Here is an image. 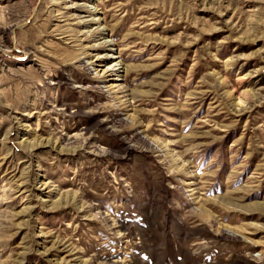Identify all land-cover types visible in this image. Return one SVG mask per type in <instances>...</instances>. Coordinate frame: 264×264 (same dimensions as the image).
<instances>
[{
  "label": "rangeland",
  "instance_id": "obj_1",
  "mask_svg": "<svg viewBox=\"0 0 264 264\" xmlns=\"http://www.w3.org/2000/svg\"><path fill=\"white\" fill-rule=\"evenodd\" d=\"M0 264H264V0H0Z\"/></svg>",
  "mask_w": 264,
  "mask_h": 264
},
{
  "label": "bare ground",
  "instance_id": "obj_2",
  "mask_svg": "<svg viewBox=\"0 0 264 264\" xmlns=\"http://www.w3.org/2000/svg\"><path fill=\"white\" fill-rule=\"evenodd\" d=\"M96 34L103 35L101 32H100V33H96ZM96 34H95L93 37H95ZM107 44H109V43L105 42V43H104V46L107 45ZM102 47H103V46H102ZM43 146H44V144L40 143V144L36 145L35 147H36V148H37V147L42 148ZM71 151H75V150H71Z\"/></svg>",
  "mask_w": 264,
  "mask_h": 264
}]
</instances>
